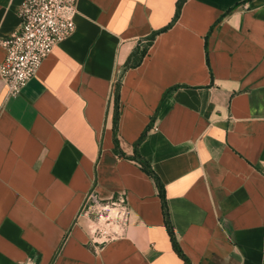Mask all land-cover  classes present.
<instances>
[{
    "label": "crops",
    "instance_id": "0c3cea01",
    "mask_svg": "<svg viewBox=\"0 0 264 264\" xmlns=\"http://www.w3.org/2000/svg\"><path fill=\"white\" fill-rule=\"evenodd\" d=\"M79 0L76 31L21 94L0 78V264H264V0ZM24 0H0V42ZM231 9V10H230ZM230 11L229 13H227ZM227 13V14H226ZM5 50L0 44V63ZM126 195L124 239L95 251L90 191Z\"/></svg>",
    "mask_w": 264,
    "mask_h": 264
},
{
    "label": "built area",
    "instance_id": "2783aa9c",
    "mask_svg": "<svg viewBox=\"0 0 264 264\" xmlns=\"http://www.w3.org/2000/svg\"><path fill=\"white\" fill-rule=\"evenodd\" d=\"M78 2L24 0L19 9L20 29L0 42L5 50V58L0 63L5 101L20 95L54 48L75 33ZM81 216L90 224L89 245L95 251L124 239L131 224V209L123 194L104 201L96 190L90 191Z\"/></svg>",
    "mask_w": 264,
    "mask_h": 264
},
{
    "label": "trees",
    "instance_id": "16d2710c",
    "mask_svg": "<svg viewBox=\"0 0 264 264\" xmlns=\"http://www.w3.org/2000/svg\"><path fill=\"white\" fill-rule=\"evenodd\" d=\"M186 1L187 0H179L178 1L177 8H176V15H175V18L172 21V23H170L164 29L155 32L153 34V36L148 39L146 47H144L143 49H139V48L136 49L132 53V55L130 56L126 68L137 67V66H139L141 64V62L143 61L144 57L146 56V54L148 52V49H149V46L152 44V41L155 38V36H157L161 32H164V31L170 29L177 22V20L179 19L180 15H181V11H182L183 5H184V3ZM229 12L230 11H228L227 13H229ZM120 89H121V80H119V82L117 83L116 89H115V93H114V100H115L114 142H115V146L119 150L120 156L122 158L131 159V160L136 161L138 164H140L142 170L146 174H148V176H150V178L154 181V183L156 185V188L158 190V195H159V197L161 199V202H162V210H163L164 222H165L168 234L170 236V240H171L173 249L176 252V254L185 262V264H192L191 261L188 259V257L183 252V250H182V248H181V246H180V244L178 242L177 236L175 234L173 225L171 223L170 211H169L167 197H166L165 185L162 182V180L159 177V175L154 171L152 166L146 160H144L141 157L140 153H139V146L145 140L146 134H147L150 126H148V128L144 131V133L140 137V139L136 142L135 151H134V155L133 156H131V157L126 156L120 149L118 136H117L118 122H119V118H120Z\"/></svg>",
    "mask_w": 264,
    "mask_h": 264
}]
</instances>
